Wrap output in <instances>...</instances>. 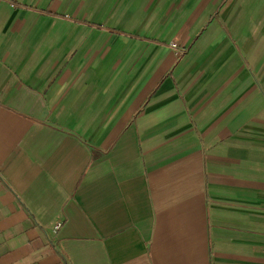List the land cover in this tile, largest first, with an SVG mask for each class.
Listing matches in <instances>:
<instances>
[{
    "label": "crops",
    "instance_id": "1",
    "mask_svg": "<svg viewBox=\"0 0 264 264\" xmlns=\"http://www.w3.org/2000/svg\"><path fill=\"white\" fill-rule=\"evenodd\" d=\"M0 264H264V0H0Z\"/></svg>",
    "mask_w": 264,
    "mask_h": 264
},
{
    "label": "built area",
    "instance_id": "2",
    "mask_svg": "<svg viewBox=\"0 0 264 264\" xmlns=\"http://www.w3.org/2000/svg\"><path fill=\"white\" fill-rule=\"evenodd\" d=\"M59 225H60V224L58 223V224L55 226V228H58V227H59Z\"/></svg>",
    "mask_w": 264,
    "mask_h": 264
}]
</instances>
